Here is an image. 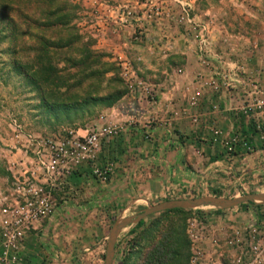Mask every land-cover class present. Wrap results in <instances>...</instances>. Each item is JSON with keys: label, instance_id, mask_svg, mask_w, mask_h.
I'll list each match as a JSON object with an SVG mask.
<instances>
[{"label": "rangeland", "instance_id": "374dc122", "mask_svg": "<svg viewBox=\"0 0 264 264\" xmlns=\"http://www.w3.org/2000/svg\"><path fill=\"white\" fill-rule=\"evenodd\" d=\"M253 38L262 49L264 78V0H0V178H12L5 163L8 153L25 163L17 185L38 184L32 176L31 157L34 144L43 137L107 126L111 132L101 144L109 143L121 135L124 120H116L115 114L107 117L108 108L127 97L154 101L157 86L152 83L166 81L169 85L181 79L185 68L194 67L192 79H206L211 78L206 69L235 62L243 74L240 63L250 62ZM43 64L60 78L57 85L48 83L39 89L27 74ZM252 77L251 99L233 109L246 116L264 110V105L260 110L254 108L255 98L264 100V86L255 85L259 82ZM142 86H148V92ZM118 92L120 98L107 106L103 98ZM197 94H189L187 106H195ZM254 128L264 133V120L255 121ZM99 152L100 148L94 159L72 167L68 174L76 177L78 169H83L90 179L85 182L86 199H77L83 187L76 179L63 192L61 178H57L52 186L43 187L50 203L48 213L38 221L14 227L8 221L14 220L10 211L16 193L11 200L0 199V264H103L111 226L157 203L136 205L101 223V210L89 194L101 181L94 170L108 167L109 178L112 167L110 162H100ZM21 188L19 192H23ZM249 192L256 191L243 193ZM187 197L195 196L178 198ZM17 199H21V207L22 198ZM66 199L69 205L63 203ZM259 204L261 210L258 206L255 212L252 205L244 210L253 216L247 221L249 229L258 228L264 237V204ZM220 210L198 207L184 213L146 215L119 231L111 264H139L144 246L169 219L174 226H183L189 264L196 260L201 264L196 258L208 249L216 252L205 255L209 256L207 264H244L249 229L245 226L240 235L243 239L237 241V229L229 226L233 213ZM156 218L158 223L151 232L139 234Z\"/></svg>", "mask_w": 264, "mask_h": 264}, {"label": "crops", "instance_id": "0c3cea01", "mask_svg": "<svg viewBox=\"0 0 264 264\" xmlns=\"http://www.w3.org/2000/svg\"><path fill=\"white\" fill-rule=\"evenodd\" d=\"M253 44L250 62L240 63L243 74L237 71V63L223 62L206 69L211 78L194 80L190 77L194 67L190 66L183 69L181 79L170 82L172 85L165 84L166 81L152 83L157 86L154 101L127 97L107 109V117L115 114L116 120L124 121L118 122L122 125L121 135L100 147L99 160L111 163V174L107 180L100 178V184L89 194L94 206L101 210V223L136 205L180 196L214 191L234 196L245 191H264V133L254 128L255 121L264 120V110L249 116L233 111L251 99V72L255 76L252 79L259 82L255 85L264 86L262 49L256 46L255 38ZM194 92L198 93L196 104L189 107L186 100ZM229 147L230 152L226 149ZM23 161L18 162L14 154H6V169L12 178H0V199L11 200L14 185L25 167ZM30 168L33 177L42 178L34 162ZM82 170L78 169L76 177L61 178L63 192L71 189V181L77 180L83 187L82 196H77L81 200L86 199L85 182L90 181ZM69 199L63 203L69 205ZM246 205L249 204L220 210L233 213L230 222L235 221L229 222V226L237 229V241L242 238L241 230L245 226L249 229L251 223L247 221L253 220L252 213L244 210ZM258 206L261 210L262 206ZM258 206L252 209L256 212ZM215 250L202 251L196 259L207 264L209 256L205 255ZM195 264L199 262L196 260Z\"/></svg>", "mask_w": 264, "mask_h": 264}, {"label": "built area", "instance_id": "2783aa9c", "mask_svg": "<svg viewBox=\"0 0 264 264\" xmlns=\"http://www.w3.org/2000/svg\"><path fill=\"white\" fill-rule=\"evenodd\" d=\"M148 89V86H142V91L148 92ZM263 105L264 100L262 98L257 97L254 99V108L260 110ZM110 132L109 127L100 126L85 130L81 134L77 132V129L59 132L53 137H43L36 141L33 146L31 160L39 169L42 178L33 177L38 184H30L22 188L17 185L20 181H16L13 192L16 193L13 197L15 204L12 205L13 209L10 211L14 220L13 223L8 221L9 227L18 226L20 222H35L44 217L49 211L50 203L47 201L43 187L52 186L57 178L66 177L71 168L81 162L94 159L99 151L102 139ZM108 171V167L103 170L98 168L94 170L98 179L107 178ZM25 180H29V178ZM20 188L23 189V192H19ZM18 197L22 198L21 207L18 204L21 199L18 200ZM249 233L246 244L248 251L243 254L244 264H264V237L261 236L258 228L253 226L250 228ZM192 264H195V262L193 261Z\"/></svg>", "mask_w": 264, "mask_h": 264}, {"label": "trees", "instance_id": "16d2710c", "mask_svg": "<svg viewBox=\"0 0 264 264\" xmlns=\"http://www.w3.org/2000/svg\"><path fill=\"white\" fill-rule=\"evenodd\" d=\"M43 45H45V43ZM27 77L28 80L39 89H43L48 83L57 85V80L60 78L56 74V71H54L49 65L45 66L44 64L43 66L35 67L34 70L28 72ZM121 95V92L111 93L103 99L106 101V105L109 106L119 99ZM69 105L71 104L69 103ZM72 105L74 107L76 106L74 102ZM212 194L218 195L219 193L214 191ZM245 204L253 206L260 205L259 203L248 202L241 203L237 206ZM218 210L219 209H214V211ZM187 211H191V209L172 208L163 210L160 213L163 215L170 212L184 213ZM157 220V218L153 221L150 220L145 227L139 230V234L151 232L152 228L158 223ZM188 246L189 242L183 232V226H174L171 224L170 219L166 220L165 223L158 227L155 232V237L144 246L139 264H189Z\"/></svg>", "mask_w": 264, "mask_h": 264}, {"label": "water", "instance_id": "95a60500", "mask_svg": "<svg viewBox=\"0 0 264 264\" xmlns=\"http://www.w3.org/2000/svg\"><path fill=\"white\" fill-rule=\"evenodd\" d=\"M262 203L264 204V192H249L239 196L223 197L216 195H200L187 198L167 199L142 208L139 212L116 221L110 228L107 235V243L104 254L103 264H111L114 252V243L119 231L126 225L137 222L141 218L151 213H157L163 210L180 208L192 209L198 207H210L214 209H225L234 207L241 203Z\"/></svg>", "mask_w": 264, "mask_h": 264}, {"label": "bare ground", "instance_id": "6f19581e", "mask_svg": "<svg viewBox=\"0 0 264 264\" xmlns=\"http://www.w3.org/2000/svg\"><path fill=\"white\" fill-rule=\"evenodd\" d=\"M127 215V214H126ZM123 217V216H122Z\"/></svg>", "mask_w": 264, "mask_h": 264}]
</instances>
